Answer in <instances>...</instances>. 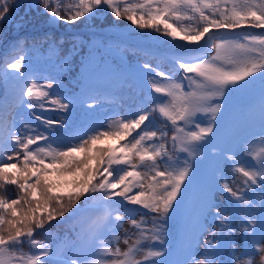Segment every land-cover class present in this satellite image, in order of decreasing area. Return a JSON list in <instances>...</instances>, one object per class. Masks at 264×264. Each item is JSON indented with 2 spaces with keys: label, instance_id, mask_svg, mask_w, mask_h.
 <instances>
[{
  "label": "snow or ice",
  "instance_id": "snow-or-ice-1",
  "mask_svg": "<svg viewBox=\"0 0 264 264\" xmlns=\"http://www.w3.org/2000/svg\"><path fill=\"white\" fill-rule=\"evenodd\" d=\"M24 6L0 0V31ZM32 10L66 25L110 15L182 43L172 45L167 70L163 60L140 66L147 99L83 124L77 108L102 99L36 77L24 44L12 45L0 61V264H264V0H29ZM257 85L258 145L245 136L219 149L173 259L167 236L197 174L192 161L219 147L228 97ZM62 225H72L70 237L53 235Z\"/></svg>",
  "mask_w": 264,
  "mask_h": 264
},
{
  "label": "trees",
  "instance_id": "trees-1",
  "mask_svg": "<svg viewBox=\"0 0 264 264\" xmlns=\"http://www.w3.org/2000/svg\"><path fill=\"white\" fill-rule=\"evenodd\" d=\"M44 17H47V16L46 15H36L32 19V23L33 24H36L37 23V20H40V19H42ZM107 21H108V18H105L104 22H107ZM16 24H18V23L15 21L11 25V28L13 26H15ZM82 24H84V23L77 22L76 25L78 26V25H82ZM118 27L119 28H128V26L123 21L119 22ZM131 32L133 34H137L138 33V31H136V30H131ZM46 35L53 37V36H55V32L51 28H49L48 34H46ZM46 35H44V36H46ZM137 36H138L137 38L139 40L147 41L148 36H146V35H144L142 37L140 35H137ZM39 37H41L40 34H32L31 36H26L25 39L35 40V39H37ZM174 43H182V42H180V41L171 42L170 41L167 44L160 43L159 45H156V44L155 45L158 46V47H160V48H174V47H172V45ZM154 64H156V63H154ZM161 67H163V68H165V70H167V66L166 65H162L161 64ZM51 77H53V76L52 75L43 76V78H51ZM60 83H62L64 85L65 89H67L66 83L64 81L61 80ZM146 93H147V91H145L143 89L135 90L132 87V83L131 82L124 81L123 83L120 84L119 90L117 92V95H116L114 101L112 103H110V102L108 103V109L111 110V111H113V113L111 114L110 117H112L116 113H126V112H128L134 105L139 104L140 102H142V100L148 98L147 95H146ZM240 93H242V92H240ZM45 115H50V116H53L54 119H58L60 116H62L64 114L63 113H45ZM83 118H84V116L81 115L80 111L77 109L75 111V113H74L73 119L75 120L76 123H78V122L82 121ZM33 123H36V122L33 121ZM54 130L55 131H62V129H54ZM258 133L259 132L254 133L252 135H248L249 137L254 136L255 142H256L254 145H249V147H255V146L258 145V141L260 139V137L257 135ZM68 179H71V177H69ZM257 191H259V189H257ZM7 194L9 196V198H14L15 191L10 187L8 189V193ZM259 199H260L259 196H257L255 198L254 210L259 205ZM217 203L221 204V206L224 205L225 200H224L223 195L218 194ZM137 219H140V217H137ZM126 223H128L127 218H125L124 225L126 226V228H124V230H127L128 232H132V228L130 227V224L128 223V225H127ZM209 227H212V224L211 223L209 224ZM124 230H122L120 232V235H121V238L122 239L124 237ZM171 235H172V222L170 223L169 231H168V236H167V243H168V245L170 244L171 239H172V236ZM236 238H237V244L238 245L240 243H242L241 237L239 238V236L236 235ZM120 246H121L122 249L126 247L123 243H121ZM157 247H160V246L157 245ZM202 250L203 249L201 248V251Z\"/></svg>",
  "mask_w": 264,
  "mask_h": 264
},
{
  "label": "rangeland",
  "instance_id": "rangeland-1",
  "mask_svg": "<svg viewBox=\"0 0 264 264\" xmlns=\"http://www.w3.org/2000/svg\"><path fill=\"white\" fill-rule=\"evenodd\" d=\"M28 3H29V0L24 1V5H25V6L19 8V10H18L17 12H21L22 10H24V8L27 6ZM105 18H108V21H107V22H104ZM96 20L99 21V22H98L99 26H100V27H104V28H109V25L112 24L113 22H121V21H115L110 15L107 16V17H104V16L101 17V16H100V17L94 19L93 21H96ZM122 21H123V20H122ZM123 22L128 26V28H129L130 30H136V31H138V33H139L138 35H140L141 37L144 36V35L148 36V38H147V42L150 43V44H153V45H155V44H156V45H159L160 43H162V44H166L165 41L168 40V38L163 37V36H161V35H159V34H157V33H152V32H147V33H146V32H142L141 30L135 28L134 25H130V22H127V21H123ZM254 89H255V86L252 87V88L246 89L245 91H242V93H240V92L232 93V94L228 97V101H227V103H228V102H230V103H232V102H236V100L239 99V97H240L241 94H245L246 92H250V91H252V90H254ZM110 144L113 145L112 142H111ZM196 158H198V156H197ZM200 161H201V159L198 160V162H200ZM195 162H196V161H195ZM195 162H194V163H195ZM13 190H14V189H13ZM126 224L128 225V223H126ZM124 228H126L125 225H124ZM53 234H56V235H58V236H64V235H63V231L61 230L60 227H59V228H54V229H53ZM236 235L239 236V238L241 237L240 232H237ZM39 238L42 239V236L39 237ZM64 238H65V237H64ZM54 246H55V245H54Z\"/></svg>",
  "mask_w": 264,
  "mask_h": 264
}]
</instances>
